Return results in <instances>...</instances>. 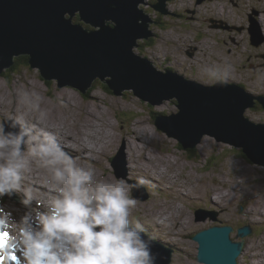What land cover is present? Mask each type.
<instances>
[{
	"label": "rangeland",
	"instance_id": "obj_1",
	"mask_svg": "<svg viewBox=\"0 0 264 264\" xmlns=\"http://www.w3.org/2000/svg\"><path fill=\"white\" fill-rule=\"evenodd\" d=\"M157 1L158 0H154V4L157 3ZM197 1L199 0H173L171 5L172 9H176L178 11L181 9L183 13H186L184 10L193 11L194 14L188 13V16H196V22H191L187 19L177 22V20H173L174 16L172 15L163 17L159 12L152 8L154 4H151L150 0H148V3L146 4L148 6L142 5L144 9L150 11L145 13L147 17H149L154 23L158 24L150 25H153L156 28L155 32L157 33V38L160 41L154 47V45H151L152 40H148V45L153 47L154 52L160 51L163 58H165L164 52H167V54H169V56L172 58V63L176 65V70L194 78L195 81H197L196 83L201 86L218 84V80H223L227 83H236L240 85L244 84L247 90L253 92L252 96L254 97L264 96V67L253 70L248 65H246L253 62H256L259 65L264 63V60L259 56L262 53L264 54V46L252 48L251 50L248 32L245 29V26L248 25V14H253L254 10L259 11L260 14L264 12V0H247L244 1V3L242 0H238L235 4H242V7L238 8L241 10L240 14L238 13L236 15V19L239 22L238 26H235L230 22L225 23V27H219V25L216 23H205L203 25V29L200 28L201 24L200 18L198 16V9L200 11H205L204 18L210 17L211 15L209 13L212 10L211 5L214 3V0H203L200 2V5H198ZM234 1L235 0H231V2L230 0H217L216 9L218 10L223 5H229L232 8H236V6H232ZM166 3L167 1L165 2V5ZM201 5L203 8H198ZM140 6L141 4L139 5V9ZM194 9L197 11L195 12ZM204 21L206 22V20ZM209 24H212V26ZM260 24L263 26L264 34V25L261 21ZM233 28L244 29L241 33H237L232 32ZM199 30H204L211 33H213V31H221L225 36L198 40L196 36L198 33H200ZM211 36H214V34ZM233 36L237 38L238 42H234V40H232V42L230 41V38ZM206 41H208V44L210 45L206 44L207 46L205 47L204 43ZM145 45L146 43L140 41L138 50H140V52L146 53V51L143 50ZM238 46V49H245V55L242 59L240 58V55L237 54L226 55L230 48L233 50V53H235L236 47ZM213 47H220L219 56L222 60H240L241 62L242 67L239 70V75L234 77L229 82L228 75L226 80L222 78L223 75L221 74L223 73V70L219 72L216 78H212L211 75H203L209 71L208 68L203 67L202 69L201 67V65L205 66L209 64L203 63L205 61L203 54L205 51L209 52V48ZM227 56L230 58H227ZM158 61V65H161L160 57ZM211 64L214 66L215 61H212ZM168 66L169 65L165 67ZM237 67L238 65L232 67V71L234 73L236 72ZM192 68H195L196 73L192 71ZM192 73L196 76H193ZM97 82L99 83V80H97ZM95 87L96 84L94 83L92 88ZM20 90H35L44 97V103L42 104V107L47 110L48 115L51 117L48 118L47 123L51 129L55 128L59 133H61V141L65 146L77 150L78 153L83 156V161L88 160L84 166L89 165L91 161L90 155L96 156L92 152L93 147L99 148V151L101 150L100 146L105 147L109 155L106 157H100L99 155L97 156L100 161L103 160L105 163L107 162V167L113 174L111 177L112 180L125 178L128 183L135 181L130 179L129 175H126L124 165L120 161L122 159L124 160L125 156L126 160L128 159L126 155L128 150H124L125 156L120 155L126 143L128 142L127 145L130 143L129 145H131L134 154H137L140 149H143L147 153L150 152L149 154L151 161L155 162L157 167L161 168V171L167 173V175H165L167 178H165L163 181L168 180V178H172V173L170 172L174 170L176 177L178 178H182L183 176L187 178L191 173L192 178L195 179V181H188L191 189H193V186L199 183L200 185H211L212 187L219 190L217 193L215 192L214 196L211 195L215 206V201L227 196V200L229 202H233L237 195L243 194L242 196H250L252 195L251 192L255 190H258L264 194V168L255 167V165L248 160L247 154L244 153V148H241L243 150H239L240 148H236L234 146L226 145L224 143L219 144L215 138L203 137L201 145H199L197 148L199 150V154L197 156L199 159H201L199 162L191 161L189 159L188 152L184 151L183 149L177 151V154L180 157L179 160L186 164L179 165L177 163L175 154L171 158L169 156L166 158L164 154L169 150L171 151L172 149L178 148V142L170 139L166 133H163L158 128L156 131L153 117L156 118L160 116L162 118L163 116L161 115L164 114L160 113L153 116L157 106H153L147 102L144 104L143 100L133 96L132 93H124V97H132L128 101H123L122 97H117L115 92L111 91L106 83H103V87H100L94 92L89 91L86 97L76 87L67 86L59 89L57 83L54 81H51L50 84H47L46 80L42 78L41 72L38 69H33L23 64L22 61L19 60L16 71H7L5 75H3V73L0 75V102L3 103V109L0 108V111H3H1L0 114H2V117L4 113H13V111L17 109L16 93ZM49 91L52 94V97H50L51 94H49ZM253 103V108L250 110L249 108L246 109L244 118L249 117V120L253 123L264 124V108L257 100H253ZM255 106L258 109H255ZM167 111L172 114L174 112H178V109L176 106L171 105L168 106ZM90 112L93 115L95 114V117L98 119L96 126H94V123L96 122L95 117L91 119L90 125L88 124ZM135 112L141 113V117L137 121L134 120ZM81 113L82 115L84 114L83 118L82 115H80ZM119 117L122 119L119 120ZM123 121L125 123H123ZM149 122H151L150 125ZM74 130H76V136L74 135ZM150 130L154 132V136ZM129 131L135 132L136 134L127 135V132ZM72 134L74 135V141H65V137ZM77 137L81 138L80 141H83L85 146L77 143V140H79ZM150 144H152V146H150ZM82 148H86L89 151L86 156L84 149ZM190 153L193 156V159L197 161L195 154L193 152ZM118 155H120V160ZM219 157L220 159L215 162ZM112 158H114L113 163L120 165L117 171L115 167L111 166ZM100 161H98L97 167L99 170H101L97 171L98 177L106 178L105 176H102V168L105 169L106 166L103 164L101 165ZM219 163L221 165L216 169L217 171H215V166ZM139 164L142 165V162H139ZM189 166H191V170L187 169ZM202 166H210L211 170L204 172L202 171ZM134 167H136V165H134ZM131 170L132 167L129 166L128 173H130ZM32 175H35V178L38 175H42L43 179H46L42 171L34 170ZM137 188L140 194H144L146 191L143 187ZM148 189L150 190L149 187ZM261 193H257L252 197L256 199L257 202H262L259 203L260 206H258V209L264 211V197ZM207 194L202 195V198L206 197L205 202L198 208L205 209L208 212H215L211 207L207 206V204H212L209 202ZM242 200H244V198ZM169 202L176 203L174 194L167 198V203H161L160 205L162 206L159 208L165 210L168 208ZM5 203L9 204L10 206H14L16 201L6 200ZM246 203L248 204V202ZM149 207L151 208V206ZM149 207L148 209H150ZM181 212L182 210L178 212L174 207H172L171 211H169V213H172L173 217L177 220H175V225L172 232L176 231L174 230L176 226H178L177 231L179 233H186L185 229L188 230L187 233L192 236V240L187 243L183 249L184 257L186 258V261L183 262V264H197L195 260V242L193 238L197 233L205 230V227L203 228L202 224L199 222L193 224L194 218L188 216V214L184 215L183 217ZM228 212L229 210L223 212L222 214L227 215L232 219L236 218V215H238L237 209L234 212L235 214H230ZM246 213L248 215L247 211ZM203 214L207 215V213ZM227 216H225L226 219L224 225L231 226L232 220ZM209 219L211 220L210 217ZM249 219H253V217H250ZM169 228L170 227L166 224V227L163 228L162 231H166ZM233 228L234 231H237L236 226H233ZM169 232L170 231H168V233ZM168 233H164V237L169 236L172 240H174L172 235ZM149 236L154 238L151 234H149ZM234 237L237 238L236 233H234ZM261 237L264 238V235H258L253 241L260 239ZM262 241L264 240L262 239L260 242L263 243ZM250 263H253L252 260Z\"/></svg>",
	"mask_w": 264,
	"mask_h": 264
},
{
	"label": "clouds",
	"instance_id": "obj_2",
	"mask_svg": "<svg viewBox=\"0 0 264 264\" xmlns=\"http://www.w3.org/2000/svg\"><path fill=\"white\" fill-rule=\"evenodd\" d=\"M16 102L0 121V264H157L152 237L131 215L132 188L146 181L99 178L65 150L39 92L20 90ZM34 170L46 177L39 186Z\"/></svg>",
	"mask_w": 264,
	"mask_h": 264
},
{
	"label": "water",
	"instance_id": "obj_3",
	"mask_svg": "<svg viewBox=\"0 0 264 264\" xmlns=\"http://www.w3.org/2000/svg\"><path fill=\"white\" fill-rule=\"evenodd\" d=\"M166 1L159 0L155 8L165 11ZM145 3L146 0H0V44L3 41L1 48L8 54L5 66L18 55L30 54L34 56V68H41L47 81L57 80L59 89L65 83L69 85L70 79L81 78L83 81L75 85L87 97L86 92L98 77H108L115 95L124 97L122 93L137 84L138 57L134 48L139 40L153 36L150 24L158 25L139 9ZM78 14L80 22L76 24ZM82 23L100 29L89 32ZM230 90L233 94L222 97L221 102L215 94L222 91L209 89L202 94L206 101L191 103L187 117L184 111L165 121L158 116V129L178 139L185 150H195L203 136L215 138L219 144L244 148L248 160L264 167V125L244 118L246 109L254 106L253 100L264 107V96L239 95L241 89L237 86ZM230 99L233 100L228 102ZM192 100V95H181L183 106ZM204 103L214 105V111L210 113ZM223 236L227 239L224 233ZM233 247L228 240L214 241L212 247L209 241L205 251L199 248L198 260L236 264L235 258L223 252ZM153 252L158 254L157 264H172L173 250L153 243Z\"/></svg>",
	"mask_w": 264,
	"mask_h": 264
},
{
	"label": "bare ground",
	"instance_id": "obj_4",
	"mask_svg": "<svg viewBox=\"0 0 264 264\" xmlns=\"http://www.w3.org/2000/svg\"><path fill=\"white\" fill-rule=\"evenodd\" d=\"M242 1H245V0H242ZM235 6V5H234ZM232 8V7H231ZM220 11H222L224 14H221V19L223 20V21H227V20H229L228 18H227V16L230 14L229 12H226V11H224V10H220ZM232 13H233V16H234V22L236 23L237 22V19H236V15L239 13L240 14V12L238 11V10H236V8H234V10L232 11ZM214 15H216L217 16V14H212V16H214ZM241 16V15H240ZM263 18H262V22L264 21V15L262 16ZM264 23V22H263ZM99 29H96V30H94V31H98ZM210 45V44H209ZM245 46V45H244ZM245 50V49H244ZM204 75L206 76V74L204 73ZM64 87H66V86H64ZM37 89V88H36ZM103 90V89H102ZM81 92V91H80ZM82 93V92H81ZM15 94V93H14ZM16 95H17V93H16ZM50 97H52V94H51V96ZM55 97V96H54ZM58 99V98H57ZM56 99V100H57ZM256 107V106H255ZM0 108H2L3 109V103L2 102H0ZM1 111H3V110H1ZM0 111V112H1ZM16 110H14L13 112H15ZM0 116L2 117V114H0ZM95 117V114L93 115L91 112H90V114H89V125H90V122H91V119H93ZM48 118H51L49 115H48ZM96 118V117H95ZM97 118H96V122L94 123V126H96V123H97ZM111 127H113V126H111ZM115 129V128H114ZM125 130V129H124ZM74 131H76V130H74ZM75 133V132H74ZM73 133V134H74ZM69 135V136H67V137H65V141H74V135L76 136V133L74 134V135ZM129 134H136L135 132H131V131H129V132H127V135H129ZM83 137V136H82ZM78 138V137H77ZM212 138V137H211ZM79 140H77V143L78 144H82V145H84V143H83V141L81 142L80 140H81V138H78ZM126 139H128V138H126ZM122 141V140H121ZM125 141V140H124ZM128 143V142H127ZM127 143H126V145H125V150H128V152H127V157H128V163H129V166H131L132 167V170L130 171V173H128V175H129V178L130 179H132V180H136V178L137 177H140V176H148V175H152L153 176V183H152V186L153 187H157V183H160V181H163L165 178H167V176H165V175H167V173H165L164 171H161V168L159 167V168H156V167H153L152 166V161H151V158H150V152L149 153H147L146 151H144L143 149H140L139 150V152L137 153V154H134L133 153V150H132V148H131V145H127ZM206 144V143H205ZM85 146V145H84ZM100 146V145H99ZM124 146V145H123ZM150 146H152V144H150ZM101 147V150L99 151V148H96V147H93V149H92V152L95 154V155H99L100 157H106V156H108L109 154H108V151H107V149H105V147H102V146H100ZM66 149L69 151V153L71 154V155H73V156H76V157H78L79 159H78V163H80V164H82V165H86V162L88 161V160H84L83 161V156L82 155H80L79 153H78V151L77 150H75V149H73V148H70V147H67L66 146ZM82 149H84V153H85V156L89 153V151L86 149V148H82ZM139 162H142V165H140L139 164ZM100 164L102 165H105L106 166V168L105 169H103L102 168V173H103V175L102 176H105L106 178H108V177H112L113 176V174H112V172L108 169V167H107V162L105 163L103 160L102 161H100ZM134 165H136V167H134ZM156 168V169H155ZM117 173V172H116ZM170 173H172V175H171V177L172 178H168V181H179L181 178H178V177H176V174H175V172H174V170L172 171V172H170ZM31 179L33 180V181H36V180H38L39 178L38 177H36L35 178V175H32L31 174ZM175 179V180H174ZM187 179V181H195V179H193L192 178V175H191V173L189 174V176L186 178ZM133 182H135V181H131L130 183H133ZM227 185V184H226ZM38 186V185H37ZM194 188L193 189H191V193H190V195L189 196H187L184 200L189 204H197L201 199H202V195H205V194H207V198H208V200H209V202H211L213 205H214V203H213V200H212V198H211V195H210V191L208 190V185L206 184V185H202L201 187H197V184L195 185V186H193ZM150 188V187H149ZM148 189V188H147ZM253 189V188H252ZM148 191H149V189H148ZM163 192H164V194L166 195V196H170V195H172L173 194V190H172V188H170V187H166V188H164L163 189ZM252 193V195H250V196H247V197H245L244 198V201L245 202H248V204H247V212H248V216H249V218L250 217H253V219H250V220H259V219H264V211L263 210H259L258 209V206H260V202L261 201H259V202H257V200L256 199H254L252 196L253 195H255V194H257V193H261L260 191H258V190H255V191H253V192H251ZM262 194V193H261ZM175 195V194H174ZM262 196L264 197V194H262ZM261 196V197H262ZM232 197V196H231ZM227 198H228V196L227 197H224V198H222V199H220V200H218V201H215V203H216V206L217 207H220L221 209H222V211L223 212H225V211H230V208L229 207H227V206H221L220 205V202L222 203V204H224V205H228L229 203H231V202H229L228 200H227ZM235 199V198H234ZM232 201V200H231ZM262 203V202H261ZM153 204H156L157 206H158V208L159 207H161L162 205H160L161 204V202H159V201H154L153 202ZM145 209H147L149 206H150V204H144V205H142ZM150 208V207H149ZM174 208H175V210H177L178 212H180L181 210H182V208L181 207H176V206H174ZM260 208V207H259ZM223 212H221V213H223ZM169 213V212H168ZM170 214V213H169ZM152 216V215H151ZM225 216H227V215H225ZM231 216V215H230ZM227 217H229V216H227ZM229 219H231L232 220V218H230L229 217ZM192 223V222H191ZM225 226V228L228 230V231H232L233 233H236L237 234V240L238 241H240L241 240V237H240V230L239 229H237V231H234V228H233V226H235L234 225V223L231 221V226L230 225H224ZM166 227V224H164L163 226H162V228H161V230L163 229V228H165ZM204 228V227H203ZM174 230H176V231H174V232H172L171 233V235H172V237H173V239H174V241H175V243L176 244H178V245H182V244H184V242L180 239V237L181 236H187V235H189V233H187V229H185V231H186V233H179L177 230H178V226H176L175 227V229ZM163 231H165V230H163ZM239 232V233H238ZM148 236H149V234H147ZM220 236L222 237L223 236V234H220ZM262 238V237H261ZM152 239H154V238H152ZM216 239H217V237L216 236H214V235H212V234H204V243H205V245L203 246V245H200V251L201 252H203V251H205L207 248H208V242L210 241L211 242V247L213 246V242L214 241H216ZM262 240V239H261ZM260 240V241H261ZM256 241V240H255ZM263 242V241H262ZM194 248H196V246H194ZM223 252L225 253V254H227L228 255V257L229 258H231V257H233V258H237V257H240L241 258V260H242V264H255V263H250V261L253 259L251 256H249V254H247L246 252L245 253H243V251L242 250H240L239 248H232V249H230V250H227V249H224L223 250ZM243 253V254H242ZM242 254V255H241ZM201 255H203V254H201ZM203 259L204 258H201L200 260H198V262H199V264H202V263H204V262H202L203 261ZM208 258H206L205 259V261L207 260Z\"/></svg>",
	"mask_w": 264,
	"mask_h": 264
},
{
	"label": "flooded vegetation",
	"instance_id": "obj_5",
	"mask_svg": "<svg viewBox=\"0 0 264 264\" xmlns=\"http://www.w3.org/2000/svg\"><path fill=\"white\" fill-rule=\"evenodd\" d=\"M216 1L217 0H214V3L211 5V9H212V12L210 13V15L212 16V14H217V21H222V22H226V23H231V24H233V25H235V26H238L239 25V22L237 21L236 23L234 22V20H233V17H232V14H229L228 16H227V18L229 19V20H227V21H223L221 18H220V16H221V14H224L222 11H220V10H224V11H226V12H229V13H232V11L234 10V8H231L229 5H223L219 10H217V11H215L216 10ZM242 2H244V1H242ZM236 6V10H238L239 12L241 11L240 9H238V8H241L242 7V4L241 5H235ZM199 8H203V6L201 5V6H199ZM189 10H187L186 11V13H180L179 14V16H180V18L181 19H189L190 17L188 16V12ZM177 12H179V11H177ZM176 14L177 13H175V11H173L172 9H170V8H168V14L167 15H163V17L164 16H168V15H172V16H174V19L176 18ZM204 14H205V11H200L199 9H198V16H199V18H200V22L201 23H205V21L204 20H206V22H207V17H205L204 18ZM262 16H261V22H262ZM263 23V22H262ZM263 25H264V23H263ZM153 29H155V27L153 26ZM207 34V37L208 38H215V37H220V36H225L224 35V33L223 32H215V31H213V33H211V32H207L206 33ZM212 34H214V36H211ZM153 39V38H152ZM151 39V40H152ZM147 43V42H146ZM209 45L208 44V41H206L205 43H204V45H205V47L207 46V45ZM219 48L220 47H213V48H209V52H207V51H205V53L203 54V56H204V58H205V61L203 62L204 64H206V63H211L213 60L215 61V67H223L224 69L225 68H227L228 69V73L229 72H233L232 71V67L233 66H237L238 65V61H235V60H226V61H224V60H222L221 58H220V56H219ZM229 56H227V58H228ZM230 58V57H229ZM202 69H203V67H202ZM206 74V76L207 75H213L214 73H209V72H206L205 73ZM204 75V74H203ZM205 76V75H204ZM233 79V78H232Z\"/></svg>",
	"mask_w": 264,
	"mask_h": 264
},
{
	"label": "trees",
	"instance_id": "obj_6",
	"mask_svg": "<svg viewBox=\"0 0 264 264\" xmlns=\"http://www.w3.org/2000/svg\"><path fill=\"white\" fill-rule=\"evenodd\" d=\"M147 12H150V11L146 10V13H147ZM230 14H232V17H233V19H234L233 13H230ZM207 20H208V19H207ZM215 38H216V37H215ZM151 43H152L151 45H154L155 42L152 41ZM223 46H225V45H223ZM25 59H27V58H23V57H22V58H19V60H21L23 64L27 65L28 63H27V60H25ZM46 83H47V84H50L51 82L48 81V82H46ZM100 87H103V84H100V83H99V88H100ZM97 88H98V84H97ZM97 88L95 87V89H97ZM91 91H92V90H91ZM49 94H51L50 91H49ZM125 94H129V93H128V92H125ZM50 96H51V95H50ZM131 97H132V96L122 97V100H123V101H128ZM135 116H136V115H135ZM119 118H120V117H119ZM120 119H122V118H120ZM196 151H197V150H196ZM197 155H198V154H195V156L197 157V160H198V156H197ZM189 158H190L191 161H195V160L193 159V156H192V155H190ZM205 169H206V170H209V167H206Z\"/></svg>",
	"mask_w": 264,
	"mask_h": 264
}]
</instances>
